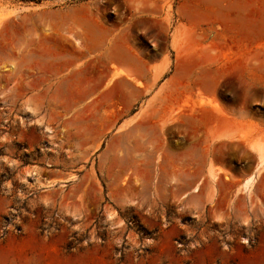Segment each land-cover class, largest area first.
I'll list each match as a JSON object with an SVG mask.
<instances>
[{
    "label": "rangeland",
    "instance_id": "1",
    "mask_svg": "<svg viewBox=\"0 0 264 264\" xmlns=\"http://www.w3.org/2000/svg\"><path fill=\"white\" fill-rule=\"evenodd\" d=\"M79 4L127 22L163 66L208 56L192 64L222 68L213 91L181 76L157 100L144 83L143 101L129 87L128 106L113 98L101 108L79 98L88 83L77 76L60 98L41 92L39 76L25 89V40L38 51L56 15ZM256 6L0 0V264H264V162L253 147L264 143V34L248 32L264 28Z\"/></svg>",
    "mask_w": 264,
    "mask_h": 264
},
{
    "label": "crops",
    "instance_id": "2",
    "mask_svg": "<svg viewBox=\"0 0 264 264\" xmlns=\"http://www.w3.org/2000/svg\"><path fill=\"white\" fill-rule=\"evenodd\" d=\"M208 10L217 12L220 9ZM71 11L69 18L56 15V30L40 37L38 51L33 50L25 40L18 56V63L23 67L18 78H23L25 89H34V78L39 76L41 92L47 91L50 98H60L61 86L66 85L62 90H68L67 84L77 76L79 82L88 83L80 87L79 98L90 100L93 106L101 108L109 106L113 98L121 107L128 106L129 87L143 101L144 83L152 84L150 98L157 100L161 86L163 89L176 86L181 76H197L195 82L198 81L204 91H213L216 85L213 76L221 74L222 68L192 64V61L207 60L208 56L176 57L174 63L166 67L159 58L153 54L146 55L135 45L127 22L114 26L87 4H79ZM71 20L78 24V29L69 34L71 31L67 23ZM33 67L38 70L37 74L31 72ZM166 73L167 76H164ZM129 74L135 80L129 78ZM13 76L16 80V71ZM160 76H164L162 80ZM9 77L12 78L10 71ZM103 118L101 114L99 121L104 122ZM103 136L96 135L99 138Z\"/></svg>",
    "mask_w": 264,
    "mask_h": 264
},
{
    "label": "bare ground",
    "instance_id": "3",
    "mask_svg": "<svg viewBox=\"0 0 264 264\" xmlns=\"http://www.w3.org/2000/svg\"><path fill=\"white\" fill-rule=\"evenodd\" d=\"M257 1V6L259 7H257L256 6V9H259V10H257V13L258 14H260L261 13V11H260V9H262V5L259 3L260 2V0H256ZM264 8V7H263ZM255 9V8H254ZM253 11V10H252ZM254 12V11H253ZM249 14V13H248ZM253 14V13H252ZM255 15V14H254ZM251 16V15H250ZM253 17H257V16H253ZM259 17H260V15H259ZM261 17H262V14H261ZM257 22V21H256ZM248 32H250L249 34H253L254 36H258V37H262V34H264V28L263 29H260V30H252V31H248ZM251 34V35H252ZM209 103L211 104V106H213L214 108H216L217 110H220V107H218V105H217V103L214 101V100H210L209 101ZM224 116H226V115H224ZM226 119V118H225ZM47 130H49L50 131V128L49 127H47L46 128ZM51 132V131H50ZM253 147H254V149H256V151H257V154H258V165H260V164H262L263 162H264V143H261V142H259V143H255L254 145H253ZM252 179H251V177L250 178H248V179H246V181H245V183L244 184H246L247 182L249 183L250 181H251ZM247 183V184H248Z\"/></svg>",
    "mask_w": 264,
    "mask_h": 264
}]
</instances>
